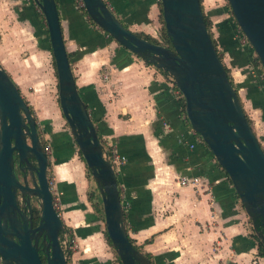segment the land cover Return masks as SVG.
I'll list each match as a JSON object with an SVG mask.
<instances>
[{
  "label": "crops",
  "instance_id": "0c3cea01",
  "mask_svg": "<svg viewBox=\"0 0 264 264\" xmlns=\"http://www.w3.org/2000/svg\"><path fill=\"white\" fill-rule=\"evenodd\" d=\"M54 1L65 51L72 53L69 65L78 94L98 137L124 157L114 173L132 243L151 256L152 264H264L247 235L245 215L237 210L231 184L207 147L189 132L168 75L145 65L91 25L73 0ZM103 1L127 29L154 36L158 0ZM216 8L211 7L208 15H219ZM36 11L34 0H0V66L5 71L15 70L13 60L21 50L31 55L50 51L43 17ZM213 25L217 48L226 61L236 67L247 64V45L239 42L234 25L225 19ZM101 66L109 67L105 78L97 71ZM244 83L237 85L247 97ZM65 151L59 163L72 159ZM180 176L197 177L198 182L181 185ZM55 180L62 208L57 214L76 240L72 260L119 264L114 250L109 248L110 254L90 227L87 181L80 175L77 180L57 176Z\"/></svg>",
  "mask_w": 264,
  "mask_h": 264
},
{
  "label": "water",
  "instance_id": "95a60500",
  "mask_svg": "<svg viewBox=\"0 0 264 264\" xmlns=\"http://www.w3.org/2000/svg\"><path fill=\"white\" fill-rule=\"evenodd\" d=\"M80 1L97 28L170 76L183 98L189 126L225 172L247 218L252 222L259 219L260 229L253 226V233L264 247V152L216 54L199 0H159L170 47L149 42L127 29L103 0ZM226 2L264 73V0ZM34 3L47 30L58 106L97 186L110 245L120 264H152L127 236L115 173L75 86L55 1ZM14 158L19 178L14 173ZM47 164L30 109L0 66V264H65L59 244L63 225L53 205ZM32 197L37 200L38 215L33 227L22 214L26 208L30 213Z\"/></svg>",
  "mask_w": 264,
  "mask_h": 264
},
{
  "label": "rangeland",
  "instance_id": "374dc122",
  "mask_svg": "<svg viewBox=\"0 0 264 264\" xmlns=\"http://www.w3.org/2000/svg\"><path fill=\"white\" fill-rule=\"evenodd\" d=\"M199 1H200L202 13L208 17V21H209L208 32H210L212 39H214L216 36L215 27L213 24L218 20L223 21L224 19L225 21H228L229 23L234 25V31L236 32V34L239 35L240 32L237 26L234 24V21L232 20L229 12L227 11L226 0H199ZM217 6L221 8L218 9L216 8ZM211 7H215L216 9L220 10L221 13H216L219 15H211V16L208 15V11ZM160 29H161V22L160 19L157 18V29L155 31L154 36L151 37L161 41ZM245 49H248V62L247 64L241 67L233 66L229 62H227L225 59L226 56H224L222 51H220L219 49H218L219 50L218 55L220 57L221 62L225 60L223 63H225L226 65L225 66V68L227 69L226 75L237 94L239 103L242 107L245 117L248 120L252 132L255 135L261 149L264 152V73L263 70L258 66V64L256 65L252 64L251 60L254 56L253 51L249 50V46H245ZM222 59L224 60L222 61ZM141 61L143 60L141 59ZM13 63L15 65V70L6 71V73L9 75L10 78L14 80L15 85L21 97L27 103L31 115L34 118L39 141L42 144L48 158L46 175L48 178L51 194L53 192L52 194L53 202L55 203L56 211L62 210L57 199L56 180H55L56 176L61 179L73 177L76 180L78 179L79 175L80 177L83 176L84 180L87 181L88 183V187L86 188V193H85L86 199L89 193L92 194V200L89 201L87 199V202L89 203L90 206V210H89L90 213L89 215L91 216L90 217L91 219L89 221V224H91L90 227L93 230L92 232H94L95 235L98 236L100 240H102L106 245L109 246V247L107 246L106 249H108L107 251H109L111 254L109 248H111L112 251L113 248L105 241L103 235L104 222H103L101 203L99 199L100 196L98 193L97 186L93 178L90 176V172L85 166L84 161H82L78 155L77 147L73 141L69 128L64 118L62 117L58 106L55 69L52 63V57L50 51H48L45 48L44 50L38 52L37 54L33 53L31 55L30 52L26 50H21L18 53V58L13 60ZM143 63L149 66L150 68H153L156 71H160L151 64H147L144 61ZM97 71L101 72V78H102V75L105 74L104 71H109V67L106 68L101 66L99 69H97ZM103 78H105L104 75ZM240 81L242 82L244 81L245 82L244 84L248 86L246 87V91L249 96L244 97V89L240 88L237 85V83H239ZM65 149L68 150V154L71 155L72 159L71 160L69 159V161L64 163H59L60 158H63L64 154L66 153ZM53 164H57L55 166L56 176L54 175L53 172ZM219 172L221 171L219 170ZM221 173L223 174V172ZM197 182H195L193 186H195ZM234 201H235V205L237 206V210L243 212V214L245 215L236 194H234ZM91 203H95L97 209H94L91 206ZM30 206L31 208L33 207L37 209V200L33 197L30 198ZM87 219L88 217H85V221ZM244 222L246 226L245 230L247 232V235L250 238H252L255 244L256 242L252 237L253 231L251 228V223L246 215L244 216ZM62 225L64 226L63 229L61 230L62 232L59 237L61 240L67 239L69 243V248L67 252L69 261H72L74 264H76V262L71 258L72 251L77 250L75 237H73V234H71V230L68 229L69 226H67L66 224H62ZM111 261L115 262L113 260V255Z\"/></svg>",
  "mask_w": 264,
  "mask_h": 264
},
{
  "label": "trees",
  "instance_id": "16d2710c",
  "mask_svg": "<svg viewBox=\"0 0 264 264\" xmlns=\"http://www.w3.org/2000/svg\"><path fill=\"white\" fill-rule=\"evenodd\" d=\"M78 1H79V0H73L74 5L76 6V8H77V10L80 12V14H81V15H84V16L87 18L86 13H85L83 7L79 5ZM199 3H200V1H199ZM157 5H158V10H159L158 18L160 19V22H161V29H160V38H161V41H159V40H157V39L151 37L150 35H147V34H144V33H141V32H137V33H135V34H136L137 36H139V37H142V38L148 40L149 42L158 43V44H161V45H163V46L170 47L169 40H168V38H167V36L165 35V32H164V26H163V21H162V17H161V7H160V2H159V0L157 1ZM200 8H201V5H200ZM227 11L229 12V14H230V16H231V18H232V15H231V12H230V10H229L228 5H227ZM201 12H202V11H201ZM202 14H203V13H202ZM36 15L42 19V15H41V13H40L39 11H36ZM42 20H43V19H42ZM203 20H204V23H205V27H206V29H207V31H208L209 21H208V17H207L206 15H204V14H203ZM232 20L234 21L233 18H232ZM87 21H88L91 25H94V26H95V24H94L90 19L87 18ZM234 24L236 25L235 21H234ZM123 25H124V24H123ZM238 30H239V29H238ZM208 33H209V35H210V39H211V41H212V44H213V46L215 47L216 54H217L218 58L220 59V57H219V55H218V54H219V53H218L219 50H218L217 47H216V41H215L214 39H212V36H211L210 32H208ZM249 48H250V47H249ZM249 50L252 51L251 48H250ZM71 54H72V53H67V58H68V60H69V58L71 57ZM246 59L248 60V55L246 56ZM220 61H221V60H220ZM251 61H252V64H253V65L258 64V66L261 68V65H260V63H259V61H258V58H257L256 56H253V58H252ZM144 62H146V61H144ZM52 63H53V60H52ZM146 63H147V62H146ZM147 64H149V63H147ZM53 66H54V63H53ZM223 67H224L225 72H226L227 69L225 68V66H223ZM261 69H262V68H261ZM227 78H228V77H227ZM228 80H229V79H228ZM229 82H230V81H229ZM230 83H231V82H230ZM256 97H257V96H256ZM256 97H255V98H256ZM177 103H178V105H179L180 111H181L182 113H184V109H183V106H184L183 98L180 96V94H179V96H178V98H177ZM85 106H86V104H85ZM86 107H87V106H86ZM246 119H247V118H246ZM184 121L186 122V124H187L188 127H189V124H188V122L186 121L185 118H184ZM247 121H248V120H247ZM92 123H93V121H92ZM98 139H99V141H100L102 147L105 148V149L107 150V148H106L104 142L102 141V139H101L100 137H98ZM201 144L204 145V143H203L202 141H201ZM204 146H205V145H204ZM205 147H206V146H205ZM77 152H78L79 157H80L81 160L83 161V159H82V157H81V155H80V153H79L78 150H77ZM215 165H216V167H217L221 172L224 173L227 182L230 184V181L228 180V178H227L225 172L219 167V165H218L216 162H215ZM87 199H88L89 201L92 200V194H91V193H89V194L87 195ZM99 199H100V197H99ZM91 206H92L94 209H97V206H96L95 203H91ZM103 235H104L105 241L110 245V242H109V240H108V238H107V235H106L105 230H104V232H103ZM252 237L254 238V240H255V242H256L255 245H256V248H257V252H258V254H259L260 256H263V257H264V247H263V245L260 243V241L256 238V236H255L253 233H252ZM128 238H129V237H128ZM129 241L131 242V244L133 245V247H135L137 250L141 248L140 245H135V244H133V243H132V240H131L130 238H129ZM144 255H145L148 259L151 258V256H150L148 253H145ZM115 258H116L117 262L119 263V260H118V258H117L116 255H115ZM119 264H120V263H119Z\"/></svg>",
  "mask_w": 264,
  "mask_h": 264
},
{
  "label": "built area",
  "instance_id": "2783aa9c",
  "mask_svg": "<svg viewBox=\"0 0 264 264\" xmlns=\"http://www.w3.org/2000/svg\"><path fill=\"white\" fill-rule=\"evenodd\" d=\"M78 3H79V5L80 6H82V3H81V1L79 0L78 1ZM83 7V6H82ZM38 9V8H37ZM88 18V17H87ZM240 32V31H239ZM239 42L241 43V44H245V45H247V46H249L248 45V43H247V41H246V39L243 37V35L241 34V32L239 33ZM168 78H169V80H170V82L172 83V81H171V79H170V76L168 75ZM174 86V85H173ZM175 87V86H174ZM176 88V87H175ZM177 90V89H176ZM177 93H178V96H179V92H178V90H177ZM181 96V95H180ZM183 117V119L185 118V116L183 115L182 116ZM186 119V118H185ZM187 121V120H186ZM188 129H189V132L192 134V135H194L195 136V139H196V141L197 142H201V139H200V137L191 129V127L189 126L188 127ZM106 146V148H107V150L105 149V148H103V150H104V152L106 153V156H107V158H108V160L110 161V163H111V165H112V167H113V170H114V167L116 166V165H119V164H121V163H123V161H124V157L122 156V155H120L118 152H116L113 148H109L107 145H105ZM189 146H192V144L190 145L189 144ZM178 181H179V184H181V185H184V184H192V185H194V183L195 182H197V177H189V178H187V177H185V176H180V177H178ZM53 205H54V208L56 209V207H55V203L53 202ZM62 232V231H61ZM59 244H60V246L62 247V249H63V252H64V255H65V264H74L72 261H69V257H68V254H67V252H68V248H69V243H68V241H67V239H63V240H61L60 239V237H59Z\"/></svg>",
  "mask_w": 264,
  "mask_h": 264
},
{
  "label": "flooded vegetation",
  "instance_id": "af4514ba",
  "mask_svg": "<svg viewBox=\"0 0 264 264\" xmlns=\"http://www.w3.org/2000/svg\"><path fill=\"white\" fill-rule=\"evenodd\" d=\"M221 63L223 64V62H221ZM223 66H225V65L223 64ZM17 171H18V173H17ZM14 173L17 175L18 178L21 176L20 171L16 168L15 158H14ZM18 199H20V198L18 197ZM30 208H31V206H30ZM22 214L25 215L26 217H29L28 223H31L32 227L36 225L37 219H38L37 209L32 207L30 213L28 212L27 208L26 209H22ZM17 218H18V216H17ZM249 221L251 223L252 231H253V226L256 228V230L260 229L259 219L258 218H256L253 222L251 221V219H249ZM60 234H61V232H60ZM60 234H59V236H60ZM38 240H40V238ZM39 256L41 258V261L44 263L43 255H42L41 252H39Z\"/></svg>",
  "mask_w": 264,
  "mask_h": 264
}]
</instances>
